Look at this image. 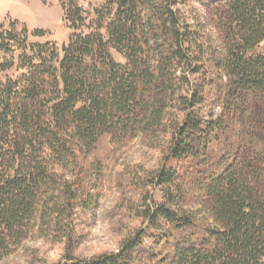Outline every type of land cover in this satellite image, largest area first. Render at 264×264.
<instances>
[{"label": "rangeland", "instance_id": "obj_1", "mask_svg": "<svg viewBox=\"0 0 264 264\" xmlns=\"http://www.w3.org/2000/svg\"><path fill=\"white\" fill-rule=\"evenodd\" d=\"M96 1L102 0H0V81L10 79L16 92L22 87L44 88L38 101L47 105L58 95L59 88L49 74L58 69L63 45L75 47L79 36L93 34L94 56L82 54V68L90 78L108 82L111 78L110 75L105 78L108 72L103 65L111 68L113 64L104 56L105 51L94 47L99 48L100 28L104 19L112 18L115 7L113 0H105L107 7L97 21L94 12L87 10ZM137 2L134 18L137 40L131 44L106 45L118 63H126L124 55H133L141 70H149L152 83L137 87L134 111L126 124H109L105 129L112 135L102 134L89 146L87 197L83 205L72 217H65L62 227L54 225L53 213L44 219L36 212L27 226L28 237L9 255L0 257V264H58L67 256L96 259L116 254L142 232L145 235L131 250L128 264H173L175 249L178 244L187 245L190 229L179 230L175 224L150 217L154 202H163L168 189L172 193V206L180 216L191 214L196 224L214 225L208 181L199 173L202 167L197 163L176 160L172 165L176 176L169 185L152 181L171 147L173 128L185 117L180 96L195 87L180 84L179 76L184 71L189 73L187 63L178 65L177 71L169 67L159 72V53L173 46L172 39L158 29L162 14L159 5L163 0L151 5L149 0ZM171 7L189 27L191 43L186 42L185 46L190 44L196 66H200L199 73L187 76L197 88L202 85L204 89L198 95L201 103L196 111L227 126L224 134L215 133L220 136L215 150L226 162L223 166L221 160L218 168L231 166L241 170L251 189L263 197L264 93H240L229 113V78L217 65L232 45L228 0H175ZM134 67L135 64L120 67L116 76L129 75ZM77 167L75 158L70 157L59 174L69 182ZM56 198L47 200L58 202ZM69 230L74 232L70 243L61 235ZM167 235L170 240L166 243Z\"/></svg>", "mask_w": 264, "mask_h": 264}, {"label": "trees", "instance_id": "obj_2", "mask_svg": "<svg viewBox=\"0 0 264 264\" xmlns=\"http://www.w3.org/2000/svg\"><path fill=\"white\" fill-rule=\"evenodd\" d=\"M149 1L151 5L157 0ZM173 1L163 0L159 5L162 14L158 29L173 42L169 50L159 53V72L169 67L177 71L178 65L187 63L189 73L184 71L179 76L180 84L188 87L193 84L195 88L180 96L185 117L173 128L171 147L152 181L169 185L176 176L172 166L176 160L197 163L202 167L199 173L208 181L214 225L196 224L191 214L180 216L172 206L170 189L165 192L163 202H154L150 217L175 224L179 230L190 229L187 245L178 244L175 249L173 264H264V196L251 189L241 170L231 166L218 168L221 160L223 166L226 162L215 150L220 139L215 133L224 134L227 126L196 111L201 103L198 95L204 89L202 85L197 88L188 77L199 73L200 66H196L190 44L185 46L186 42L191 43L189 27L171 7ZM137 3V0H113L115 13L110 20L104 19L100 28L101 43L94 48L105 51L104 56L111 59V68L103 65L108 72L105 78L109 75L111 78L108 82L90 78L82 68V54L94 56L93 34L79 36L75 47L63 45L58 69L49 74L59 88L58 95L47 105L38 101L44 88L22 87L16 92L10 79L0 81V257L9 255L28 237L27 226L36 212L44 219L53 213L54 225L62 227L65 217H72L83 205L87 197L89 146L102 134L112 135L105 129L109 124H126L134 111L137 87L152 83L149 70H141L133 55H124L126 63L122 64L111 56L110 48L107 50L110 43L123 45L137 40L134 21ZM106 7V1L102 0L87 10L93 11L98 21ZM63 10L68 13L64 6ZM228 10L233 24L232 45L217 65L229 78L227 111L231 113L240 93H264V0H228ZM133 64L131 74L116 76L120 67L129 68ZM127 72L125 69L124 73ZM70 157L75 158L78 167L68 182L59 171ZM55 196L58 202L47 200ZM73 233L62 231L61 235L70 243ZM144 235L145 232L140 233L116 254L90 260L66 255L58 264H128L131 250ZM168 237L164 242L170 240Z\"/></svg>", "mask_w": 264, "mask_h": 264}]
</instances>
